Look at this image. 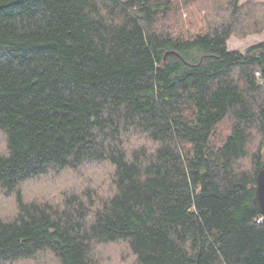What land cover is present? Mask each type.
<instances>
[{"label": "trees", "instance_id": "1", "mask_svg": "<svg viewBox=\"0 0 264 264\" xmlns=\"http://www.w3.org/2000/svg\"><path fill=\"white\" fill-rule=\"evenodd\" d=\"M185 3L200 20L179 0H0V264H103L110 244L134 264H264V41L228 48L264 31V5ZM87 164L112 168L106 194L24 200Z\"/></svg>", "mask_w": 264, "mask_h": 264}, {"label": "rangeland", "instance_id": "2", "mask_svg": "<svg viewBox=\"0 0 264 264\" xmlns=\"http://www.w3.org/2000/svg\"><path fill=\"white\" fill-rule=\"evenodd\" d=\"M252 1L253 4L264 5V0H242V3ZM180 18L185 25L193 22L196 16L197 21L203 15L197 12L192 4L187 7L185 0H179ZM191 10V13H190ZM201 24V23H200ZM264 41V31L242 37L234 35L228 41L230 51L246 52L251 46ZM230 132V122L225 121L217 128V139L221 141ZM5 151L4 138L0 136V152ZM112 168L108 164H87L78 169H65L59 172L51 171L46 175L28 181L21 187L22 196L27 202H48L59 205L66 194H79L87 189H94L98 193L106 194L110 184ZM16 212L14 197L0 196V217L11 218ZM97 256L103 264H134L135 259L123 244H110L97 249ZM6 264H59V261L49 252L38 254L34 259L24 260L16 263Z\"/></svg>", "mask_w": 264, "mask_h": 264}, {"label": "water", "instance_id": "3", "mask_svg": "<svg viewBox=\"0 0 264 264\" xmlns=\"http://www.w3.org/2000/svg\"><path fill=\"white\" fill-rule=\"evenodd\" d=\"M254 204L258 207L259 212L264 217V169L259 172L256 178Z\"/></svg>", "mask_w": 264, "mask_h": 264}]
</instances>
